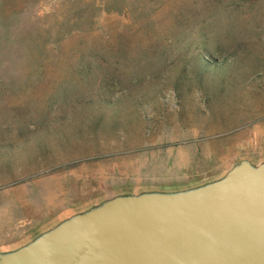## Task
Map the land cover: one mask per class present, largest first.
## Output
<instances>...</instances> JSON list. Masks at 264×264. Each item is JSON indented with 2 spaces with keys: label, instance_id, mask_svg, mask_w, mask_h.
Returning a JSON list of instances; mask_svg holds the SVG:
<instances>
[{
  "label": "rangeland",
  "instance_id": "1",
  "mask_svg": "<svg viewBox=\"0 0 264 264\" xmlns=\"http://www.w3.org/2000/svg\"><path fill=\"white\" fill-rule=\"evenodd\" d=\"M245 162L264 165V0H0V264Z\"/></svg>",
  "mask_w": 264,
  "mask_h": 264
},
{
  "label": "water",
  "instance_id": "2",
  "mask_svg": "<svg viewBox=\"0 0 264 264\" xmlns=\"http://www.w3.org/2000/svg\"><path fill=\"white\" fill-rule=\"evenodd\" d=\"M1 264H264V165L187 193L114 199Z\"/></svg>",
  "mask_w": 264,
  "mask_h": 264
}]
</instances>
